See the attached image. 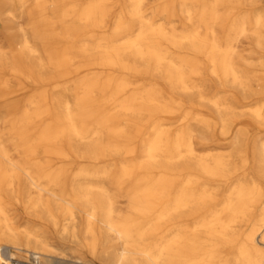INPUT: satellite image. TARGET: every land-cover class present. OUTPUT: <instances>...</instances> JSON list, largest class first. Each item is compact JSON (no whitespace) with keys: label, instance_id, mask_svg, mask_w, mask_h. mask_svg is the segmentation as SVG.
I'll return each mask as SVG.
<instances>
[{"label":"bare ground","instance_id":"6f19581e","mask_svg":"<svg viewBox=\"0 0 264 264\" xmlns=\"http://www.w3.org/2000/svg\"><path fill=\"white\" fill-rule=\"evenodd\" d=\"M258 2L7 6L0 264H264Z\"/></svg>","mask_w":264,"mask_h":264},{"label":"rangeland","instance_id":"374dc122","mask_svg":"<svg viewBox=\"0 0 264 264\" xmlns=\"http://www.w3.org/2000/svg\"><path fill=\"white\" fill-rule=\"evenodd\" d=\"M72 1L73 0H65V1L59 0V2L63 5H67ZM257 1H259L257 4L247 5L245 9L250 10L256 8H262L264 11V0H257ZM34 4H35V0H0V12L4 11L0 17V46L2 48V53L3 52H5V54L7 53L8 38L11 34L9 31H7V6L11 7L17 13L24 12L26 14L24 18H17V22L28 24V21L34 19L33 17H31L30 19L28 15V13L32 12L31 8L34 6ZM177 8L180 9L178 6ZM7 78H10V83L12 84L13 88H19L25 83L23 79L8 74L6 64L0 65V82H1L0 83V138L2 141L5 142L6 147H7ZM140 80L144 84L151 81L150 78H141ZM156 81L157 80H153V82ZM142 83L139 84L141 85ZM28 96H29L28 94H23L20 95L19 97H16L15 100L20 99L23 101L26 98H28ZM179 120L180 119L170 120L169 122H171L170 124L171 127H174ZM121 158L122 156L116 155L113 156L112 158H109V160H106V162H104L103 164L117 168L121 161ZM120 200L121 202L119 203V211L126 213L128 210V206L123 198H120ZM113 239L114 241L116 240L115 237Z\"/></svg>","mask_w":264,"mask_h":264},{"label":"built area","instance_id":"2783aa9c","mask_svg":"<svg viewBox=\"0 0 264 264\" xmlns=\"http://www.w3.org/2000/svg\"><path fill=\"white\" fill-rule=\"evenodd\" d=\"M16 264H20L19 262H17Z\"/></svg>","mask_w":264,"mask_h":264}]
</instances>
